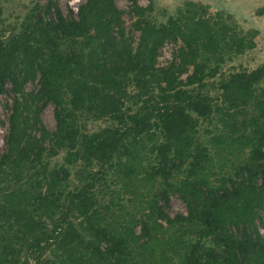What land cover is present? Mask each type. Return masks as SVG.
Wrapping results in <instances>:
<instances>
[{"label": "trees", "instance_id": "1", "mask_svg": "<svg viewBox=\"0 0 264 264\" xmlns=\"http://www.w3.org/2000/svg\"><path fill=\"white\" fill-rule=\"evenodd\" d=\"M130 4L135 45L115 0H84L76 16L36 3L0 37V93H12L0 264H264V62L219 71L225 54L255 46L256 31L191 0L159 23L151 3ZM167 42L171 58L157 66ZM47 104L51 132L39 117ZM79 115L109 123L88 131ZM59 150L78 163L69 189L67 168L44 161ZM110 172L127 204L98 201ZM172 194L186 213L169 216Z\"/></svg>", "mask_w": 264, "mask_h": 264}, {"label": "rangeland", "instance_id": "2", "mask_svg": "<svg viewBox=\"0 0 264 264\" xmlns=\"http://www.w3.org/2000/svg\"><path fill=\"white\" fill-rule=\"evenodd\" d=\"M56 3L64 16H76L78 5L84 0H52ZM189 0H136L138 5L143 7L152 5L151 11L147 12V16L154 22H164L169 15H175L177 8H183L184 3ZM194 2L203 3L207 6L210 15L220 11L225 14V19L231 23H235L236 27L244 32L256 31L254 37L255 46L251 49L244 50L241 54H225L224 60L220 64V74L226 75L229 72L237 71L241 69L251 70L264 62V0H191ZM38 3L40 6H44L46 0H0V37L6 38L10 33H15L20 28V23L23 21L25 15ZM115 4L121 10L122 26L125 30L127 37L132 39V44L135 45L138 38V31H134L131 28V22L135 19L131 10L130 0H115ZM263 11V12H259ZM41 11H37L36 15H40ZM227 15H231L229 18ZM174 49V45L171 42L164 43L160 48V52L156 59V65L162 66L167 64L171 58V52ZM221 78V75H217L211 80L217 81ZM36 86V81L26 82L25 89L32 90ZM7 92L0 93V155L5 151V134L7 132V115L10 113L9 106L12 100V93L9 91V84H7ZM128 91L131 93L134 91V87L130 84ZM211 94H215L214 90H211ZM125 106L134 108L135 106L126 101ZM40 120L44 127L48 131H54L55 119L53 112V105L47 104L41 111ZM78 123L85 125L88 131L96 130L98 128L107 125L109 122L103 119L94 120L92 118H86L84 115H79ZM200 134L203 139H207L206 133L203 131L208 128L206 124L199 125ZM48 144L45 143V146ZM64 150H59L56 155L45 158L48 167H59L63 165L68 170L67 184L65 187L72 188V183L75 184L73 177V169L78 166V163L69 165L64 163ZM151 157V156H149ZM152 160V159H150ZM147 162V161H146ZM213 162H218L214 159ZM97 167H94L96 169ZM105 187L101 188L98 192V201L101 203H108L110 200L113 202H120L127 204V197L120 193V185L113 183L115 176L112 172L104 175ZM69 181L72 182L69 184ZM99 184L94 189L97 193ZM44 190V188H42ZM170 217L175 216L177 213H186V207L180 197L177 194L170 196L169 206L166 209ZM261 221L264 223V212H260ZM163 227H166V223L161 222ZM138 228H136L137 231ZM50 255L49 253L47 254ZM173 263L178 264L179 260L173 258Z\"/></svg>", "mask_w": 264, "mask_h": 264}]
</instances>
